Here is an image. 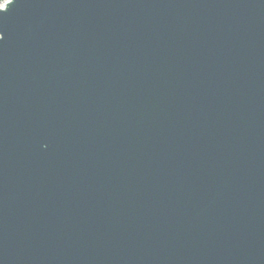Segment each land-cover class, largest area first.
<instances>
[{
    "label": "water",
    "instance_id": "95a60500",
    "mask_svg": "<svg viewBox=\"0 0 264 264\" xmlns=\"http://www.w3.org/2000/svg\"><path fill=\"white\" fill-rule=\"evenodd\" d=\"M0 264H264V0H5Z\"/></svg>",
    "mask_w": 264,
    "mask_h": 264
},
{
    "label": "rangeland",
    "instance_id": "374dc122",
    "mask_svg": "<svg viewBox=\"0 0 264 264\" xmlns=\"http://www.w3.org/2000/svg\"><path fill=\"white\" fill-rule=\"evenodd\" d=\"M4 1H5V0H1V1H0V4L2 5Z\"/></svg>",
    "mask_w": 264,
    "mask_h": 264
},
{
    "label": "snow or ice",
    "instance_id": "6c2138e0",
    "mask_svg": "<svg viewBox=\"0 0 264 264\" xmlns=\"http://www.w3.org/2000/svg\"><path fill=\"white\" fill-rule=\"evenodd\" d=\"M11 4H12V3H11ZM11 4H9V5L7 6V9H8V7H9ZM7 9H6V10H7ZM6 10H5V11H6ZM5 11H4V12H5Z\"/></svg>",
    "mask_w": 264,
    "mask_h": 264
},
{
    "label": "built area",
    "instance_id": "2783aa9c",
    "mask_svg": "<svg viewBox=\"0 0 264 264\" xmlns=\"http://www.w3.org/2000/svg\"><path fill=\"white\" fill-rule=\"evenodd\" d=\"M1 1V0H0ZM1 5V4H0Z\"/></svg>",
    "mask_w": 264,
    "mask_h": 264
}]
</instances>
